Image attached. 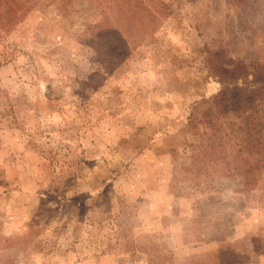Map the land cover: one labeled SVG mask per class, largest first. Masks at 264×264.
Here are the masks:
<instances>
[{
	"label": "rangeland",
	"instance_id": "374dc122",
	"mask_svg": "<svg viewBox=\"0 0 264 264\" xmlns=\"http://www.w3.org/2000/svg\"><path fill=\"white\" fill-rule=\"evenodd\" d=\"M231 70L264 0H0V264H264V105L188 123Z\"/></svg>",
	"mask_w": 264,
	"mask_h": 264
},
{
	"label": "trees",
	"instance_id": "16d2710c",
	"mask_svg": "<svg viewBox=\"0 0 264 264\" xmlns=\"http://www.w3.org/2000/svg\"><path fill=\"white\" fill-rule=\"evenodd\" d=\"M233 73L234 70H231L228 74V76H231L230 78L221 79L223 85L216 95L195 105L188 122L191 128H195L198 123H204L211 130H217L218 127L221 128L226 123H231V119L235 118L245 123L242 127L246 134L254 135L252 133L254 125H250L248 122L256 119V112L264 105V78L257 80L254 88H249L230 84L228 80L234 81L240 78L233 76ZM251 142L252 139L248 140L246 146H249ZM256 146L258 147L257 151L260 149V152L264 153V139L258 138ZM244 180L247 186L249 176H245ZM254 183L256 182L254 181Z\"/></svg>",
	"mask_w": 264,
	"mask_h": 264
}]
</instances>
